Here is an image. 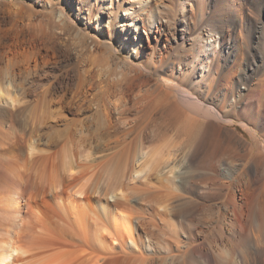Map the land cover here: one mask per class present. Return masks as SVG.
Here are the masks:
<instances>
[{"label": "bare ground", "instance_id": "1", "mask_svg": "<svg viewBox=\"0 0 264 264\" xmlns=\"http://www.w3.org/2000/svg\"><path fill=\"white\" fill-rule=\"evenodd\" d=\"M256 131L264 0H0V264H264Z\"/></svg>", "mask_w": 264, "mask_h": 264}, {"label": "rangeland", "instance_id": "2", "mask_svg": "<svg viewBox=\"0 0 264 264\" xmlns=\"http://www.w3.org/2000/svg\"><path fill=\"white\" fill-rule=\"evenodd\" d=\"M5 2H7L8 0H4ZM35 9H38V7H35ZM69 19L71 20V22L75 25V26H79V20L78 18L74 17V16H69ZM88 37L90 38H97L98 41L101 43L103 41V39L101 38V36H98L97 34H95L94 32H88L87 33ZM119 56L124 59V60H128L127 56L124 53H119ZM134 62V61H131ZM158 78V77H157ZM166 79V83L171 84V86H173L174 88H177L176 85L177 83H175L174 81L167 79L166 77H163V80ZM233 128H235L237 134H239L240 136H242L245 139H251L252 135L249 132V129L251 130V128H247L244 127L242 125L239 124V122H234V125L232 126ZM255 137L257 139V141H259V143L264 147V137L262 135L259 134V132H255Z\"/></svg>", "mask_w": 264, "mask_h": 264}]
</instances>
